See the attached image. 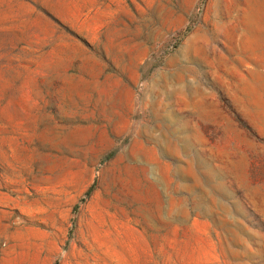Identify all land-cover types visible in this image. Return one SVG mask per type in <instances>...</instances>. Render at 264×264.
<instances>
[{
  "label": "rangeland",
  "instance_id": "obj_1",
  "mask_svg": "<svg viewBox=\"0 0 264 264\" xmlns=\"http://www.w3.org/2000/svg\"><path fill=\"white\" fill-rule=\"evenodd\" d=\"M0 264H264V0H0Z\"/></svg>",
  "mask_w": 264,
  "mask_h": 264
}]
</instances>
